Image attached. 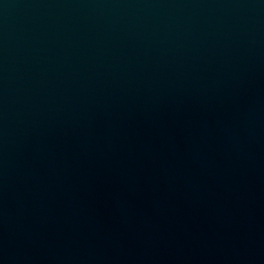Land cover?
<instances>
[{
	"label": "water",
	"instance_id": "obj_1",
	"mask_svg": "<svg viewBox=\"0 0 264 264\" xmlns=\"http://www.w3.org/2000/svg\"><path fill=\"white\" fill-rule=\"evenodd\" d=\"M0 264H264V0H0Z\"/></svg>",
	"mask_w": 264,
	"mask_h": 264
}]
</instances>
